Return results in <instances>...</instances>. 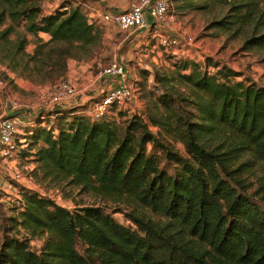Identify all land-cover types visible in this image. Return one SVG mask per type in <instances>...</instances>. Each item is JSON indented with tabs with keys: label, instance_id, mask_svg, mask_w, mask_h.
<instances>
[{
	"label": "trees",
	"instance_id": "trees-1",
	"mask_svg": "<svg viewBox=\"0 0 264 264\" xmlns=\"http://www.w3.org/2000/svg\"><path fill=\"white\" fill-rule=\"evenodd\" d=\"M28 1L0 0V26L6 17L12 23L24 19L26 31L49 39L38 38L29 54L25 37L8 44L12 25L1 30L0 42L9 45L2 52L12 71L19 58H26L24 71L32 61L40 63L34 70L47 66L52 77L60 76L68 58L100 43L95 19L80 5L65 2L44 15ZM202 1L228 6L212 27L236 33L251 29L243 49L264 48V0ZM213 65L216 71L209 73L188 59L173 64L175 80L188 94L173 87L163 91L164 114L151 117L160 135L136 115L121 129L106 115L64 119L56 128H49L44 117L35 121L21 137L26 145L19 151L34 148L46 177L125 205L135 228L100 206L72 211L22 189L21 208L7 219L17 233L9 235L4 228L0 264H264V210L253 201L264 204V182L253 189L251 170V162L264 164V87L236 81V71ZM79 110L59 109L50 117ZM162 133L182 143L188 156L163 142ZM149 143L162 150L171 173L147 151ZM33 238L42 240L39 251L30 247Z\"/></svg>",
	"mask_w": 264,
	"mask_h": 264
},
{
	"label": "rangeland",
	"instance_id": "rangeland-1",
	"mask_svg": "<svg viewBox=\"0 0 264 264\" xmlns=\"http://www.w3.org/2000/svg\"><path fill=\"white\" fill-rule=\"evenodd\" d=\"M65 2L72 6L80 5L87 13L93 12L95 27L100 31L101 40L88 50L76 52L78 58H68L65 71L60 76H55L56 78L52 77L54 73L49 72L52 70L47 66L41 70H34L33 68L40 67V63L32 61L28 62L29 70L24 71L23 63L26 58H19L17 70L12 71L11 64L4 58L5 55L2 52L4 48L8 49L9 45L11 47L18 38L25 37L27 41L25 51L31 54L38 38L47 41L48 34L33 35L26 31L24 19L12 23L6 17L4 24L0 26V31L8 25L13 26V31L8 35L9 45L0 42V117L17 116L18 137L23 141L25 140L21 137H26L27 132L33 129L32 125H36V122L41 121L43 117L49 128L58 127L64 119L71 120L83 115L89 117L88 109L106 91L105 89L102 91L104 84L109 85L110 76L100 75V72L113 61L120 62L126 67V84L130 85L134 91V98L130 102L118 109L110 108L104 117L106 121H110L120 129L124 128L129 119L136 115L147 123L151 131L159 133L160 128L153 124L151 117L161 119L164 114V108L160 102L163 91L168 87L186 91V88L175 80L176 70L173 66L176 61L182 59L195 61L209 73L216 71L213 67L214 63L220 66L225 65L240 75L237 79L235 78L236 81L246 80L255 83L258 87H264V48L243 49L245 40L251 35V29L236 33L234 30L225 31L211 26L212 21L219 20L227 14L228 6L206 3L202 0H167L168 21L159 25L158 28L120 30L115 25L102 22L97 14L105 10H125L132 0H29L28 4L39 7L40 14L48 15ZM204 5L206 7H203ZM94 6L98 7L95 13L90 8ZM156 33L177 35L184 42L182 48L177 54L166 51L160 46ZM188 37L192 38L191 44L187 43ZM163 77H168L164 83L159 81ZM62 78L71 79L75 83V96L66 102L46 106L44 93L47 88L57 84ZM185 94L188 92L186 91ZM82 95H86L82 105L75 107L69 105ZM87 96H89L88 99ZM12 102L16 103L15 107L11 104ZM79 108H82L84 112L50 117V114L54 115L58 109L67 113ZM161 140L167 141L182 156H188L182 143L174 141L165 133H162ZM146 149L158 156L160 165L164 166L168 172L173 171L172 164L164 160L162 150L155 149L150 143L146 145ZM19 150L8 157L0 156V244L4 228L8 230L9 235L17 233L11 228L12 224L7 219L15 213L16 209L21 208L22 189L47 196L72 211L82 207L100 206L117 222L135 228L125 216V211H128L125 205L103 200L74 187L67 180L57 181L52 177H46L40 164L34 160L35 149L28 152ZM251 170L255 179L252 188L255 189L264 182V164L257 161L251 162ZM253 201L264 210V204L261 201L257 198ZM20 233H23L22 229ZM29 244L33 250L39 251L42 240L33 238L30 239ZM76 247L79 251L84 248L80 242H77Z\"/></svg>",
	"mask_w": 264,
	"mask_h": 264
},
{
	"label": "built area",
	"instance_id": "built-area-1",
	"mask_svg": "<svg viewBox=\"0 0 264 264\" xmlns=\"http://www.w3.org/2000/svg\"><path fill=\"white\" fill-rule=\"evenodd\" d=\"M66 9V7H64ZM169 6L167 0H132L125 10H105L99 15V19L107 24L115 25L120 30H136L158 28L159 25L168 21ZM92 13V14H91ZM89 19L94 20L93 12L87 13ZM159 44L166 51L177 54L182 48L183 41L177 35L158 34ZM192 38H187L191 44ZM126 67L117 61L110 63L108 67L100 72V75L109 77L110 81L117 84L109 87L99 100L93 102L88 115L91 119H99L106 115L112 106L117 109L127 104L134 98L132 87L126 84ZM118 78L117 80H115ZM76 94L75 83L68 78H62L57 84L47 88L43 98L46 106L56 105L68 101ZM14 107L16 103H11ZM59 110V109H58ZM17 117V116H16ZM16 117L11 115L0 117V156L8 157L24 147V141L18 137L19 123Z\"/></svg>",
	"mask_w": 264,
	"mask_h": 264
},
{
	"label": "crops",
	"instance_id": "crops-1",
	"mask_svg": "<svg viewBox=\"0 0 264 264\" xmlns=\"http://www.w3.org/2000/svg\"><path fill=\"white\" fill-rule=\"evenodd\" d=\"M84 5V4H83ZM93 11H94V13H95V11L97 12L98 11V7L97 6H94V7H90ZM40 34H45V33H43V32H41ZM118 78H116L115 80H117ZM104 81V80H103ZM110 80H108V84L109 85H107V84H104V86H103V88H102V91L105 89V90H107L109 87H111V86H113V85H116L117 84V82L116 81H110ZM101 83V82H100ZM108 87V88H107ZM88 97L89 96H87V99H88ZM86 98V95L84 96V95H82V96H78L77 98H76V100L74 101L73 100V102H71V103H69V105H72V107H75V106H80V105H82L83 104V100ZM92 98V97H91ZM73 103V104H72ZM82 109V108H81ZM82 112H84V110H79V111H77V113H82Z\"/></svg>",
	"mask_w": 264,
	"mask_h": 264
}]
</instances>
